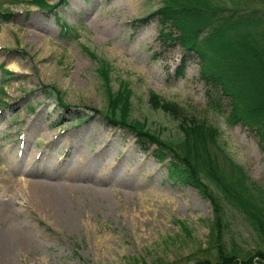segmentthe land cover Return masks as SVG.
Instances as JSON below:
<instances>
[{
	"label": "rangeland",
	"instance_id": "374dc122",
	"mask_svg": "<svg viewBox=\"0 0 264 264\" xmlns=\"http://www.w3.org/2000/svg\"><path fill=\"white\" fill-rule=\"evenodd\" d=\"M0 1L11 10L9 21L0 20V65L14 71L3 80L0 70V101L7 104L0 110V228L10 221L24 234L0 264H190L193 253L203 254L211 204L197 187L171 177L169 152L160 158L154 141L105 118L107 95L121 87L129 92L128 118L180 156L184 149L191 160L203 154L195 150L200 141L180 131L181 118L152 107L149 93L173 102L181 117L203 119L215 134L203 140L211 162L233 182L242 173L246 200L257 207L264 202L262 140L243 122L240 106L235 119L229 116L232 99L204 83L196 56L189 55L176 77L183 48L158 34L159 17L151 13L160 0H47L55 3L50 11ZM193 1L217 14L254 9L262 21L252 30L264 31V0ZM61 19L77 32L74 38L59 37ZM166 30L178 33L172 25ZM225 67L230 85L235 78ZM74 152L89 159L78 163ZM99 157L112 164L95 179L87 170ZM41 166L49 167V180L73 185L61 210H49L29 192L26 180L39 177L24 169L35 173ZM224 213L225 245L249 252L261 245L244 213L230 205Z\"/></svg>",
	"mask_w": 264,
	"mask_h": 264
},
{
	"label": "trees",
	"instance_id": "16d2710c",
	"mask_svg": "<svg viewBox=\"0 0 264 264\" xmlns=\"http://www.w3.org/2000/svg\"><path fill=\"white\" fill-rule=\"evenodd\" d=\"M18 1L21 0H5L9 3H18ZM25 1L36 3L38 8H50L54 4H49L46 0ZM1 3L0 1V18L8 20L9 9L1 7ZM253 11L254 9H250L249 13L244 12L239 15L217 14L208 7L205 1L195 4L193 0H160V5L151 14H158L159 36L163 37L164 41L175 39L183 48L181 59L175 68L176 77L182 74L183 63L189 55L196 56L199 59V77L203 78L204 83L209 87L219 88L232 99L230 101L233 110L229 113L231 118H234L237 106L242 108L243 122L259 135L264 146V31L252 30L254 23L262 21L261 17L253 15ZM145 19L141 20L145 21ZM170 25L178 29L175 37L171 36L169 30H166ZM60 26L61 37L74 38L76 36L77 32L69 26V23L62 21ZM204 28H206V32L202 33ZM241 55L248 61L245 62L239 58ZM225 66L230 67L232 76L235 78L229 82L230 85L226 80L229 74ZM101 69L105 71V68ZM3 70L8 75L11 74L6 69ZM104 71L102 73L106 74ZM102 76L105 78L104 75ZM236 81H238V85H236ZM121 88L117 90L116 94L109 93L107 95V106L103 111L105 118L112 124L132 130L138 134L137 138L139 139L154 141L157 144L154 150L161 151L160 158L165 154L163 151L169 152L171 155L168 164H170L171 177L177 178L182 183L189 182L197 187L211 204V213L213 214L210 227L211 237L207 241V247L200 249L203 251L202 255L192 254L193 259L190 264H264V202L261 201V205L257 207L256 204L246 200L248 196L243 188L245 177L242 173H237L234 176L236 181L233 182L231 178L223 175V171L217 168L214 161L211 162L212 154L206 149L203 140L208 137L212 140L215 135H213L214 130L203 119L181 117V112L173 102H161L156 99L153 92H150L148 102L152 107L161 108L167 111L170 116L181 118L179 120L181 123L178 124L180 131H184V134L190 136L191 139L195 138L200 141L199 145L195 143V150H200L203 154L198 153L191 160L190 152L184 149L185 153L180 156L175 147H170L164 142L161 143L155 136L147 133L142 128L143 123H137L136 120L128 118L129 92L128 89ZM208 98H210L209 93ZM56 100L61 103L59 96L56 97ZM212 100L209 103L210 106H217L216 101ZM79 119L81 120L83 117ZM203 179L205 181H202ZM206 181L213 183L221 196L213 193L205 183ZM224 205L233 206L236 210L244 213L246 220L252 223L258 233L261 243L259 247L249 252L238 250L233 242L230 247L223 243L221 228L225 225L223 224Z\"/></svg>",
	"mask_w": 264,
	"mask_h": 264
},
{
	"label": "bare ground",
	"instance_id": "6f19581e",
	"mask_svg": "<svg viewBox=\"0 0 264 264\" xmlns=\"http://www.w3.org/2000/svg\"><path fill=\"white\" fill-rule=\"evenodd\" d=\"M79 149L77 151H79ZM72 157L75 158L78 163H80V161H83L85 159H89L88 156H86V157L82 156L79 154V152H78V154L74 152ZM98 161H99L98 165L97 164L91 165L88 167V170H87L89 175H92V177L95 179H100V176H102L103 173L109 172L110 171L109 169H110L111 164H112V162H110V163L105 162L102 157H99ZM42 165H44V164H42ZM65 165L69 166L70 164L68 163ZM72 166H74V165H72ZM41 167H43V168H40L41 171L37 170V171H35V173H34V171L29 170L28 168L24 169V170H26V172H29L28 174H30L31 176H34V175L37 176L38 175V177H39L38 180L37 179L26 180L29 182L28 183V187L30 189L29 192H31V196L34 200H40V202L43 203L44 205H46L45 207L48 208L49 210L50 209L55 210L57 208H59L61 210L62 209L61 207L63 206V203L65 202L64 193L72 190L71 188L73 185L71 183H69V185H68V183H67L68 186H66V185H64L65 184L64 181H62V182L57 181L56 182V180L55 181L49 180L52 178V175L49 173V171H50L49 167H47V166L46 167L41 166ZM76 169H77V167H76ZM51 173H52V171H51ZM41 177L44 179H42ZM101 179H103V178H101ZM92 189L97 190L98 188H95V186H94V187H92ZM98 190H100V189H98ZM94 194L96 195V193H94ZM98 195H100V194H98ZM4 209H5L4 206L3 207L0 206V216L3 215L2 212ZM5 224L6 225L4 227L0 228V255H2V256H4L3 253L6 254V252H8V251L10 252L9 249L12 248L11 246L17 245L16 246V248H17L19 246L18 244H20L19 243L20 239H22V237L24 235L18 230V228H17L18 226L16 227L15 223L8 221ZM25 236H26V234H25Z\"/></svg>",
	"mask_w": 264,
	"mask_h": 264
}]
</instances>
